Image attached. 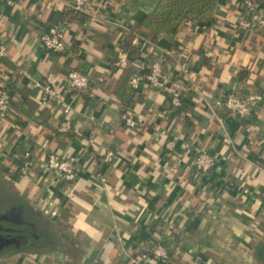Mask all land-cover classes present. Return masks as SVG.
I'll list each match as a JSON object with an SVG mask.
<instances>
[{
	"label": "crops",
	"instance_id": "1",
	"mask_svg": "<svg viewBox=\"0 0 264 264\" xmlns=\"http://www.w3.org/2000/svg\"><path fill=\"white\" fill-rule=\"evenodd\" d=\"M65 1L0 0V93L11 100L0 118V228L15 241L0 249V264H162L151 255L157 244L171 252L166 264H264V30L238 28L243 0H217L207 23L135 34L127 67L163 58L169 82L143 85L126 106L115 57L158 0H107L78 15ZM51 27L64 35V54L40 46ZM69 70L87 75L86 92L68 89ZM48 77L60 102L41 100L37 84ZM175 91L178 111L168 103ZM229 95L251 102L246 119L225 109ZM64 119L72 129L61 134ZM199 150L215 159L204 175L194 167ZM51 152L76 159L73 181L44 171Z\"/></svg>",
	"mask_w": 264,
	"mask_h": 264
},
{
	"label": "built area",
	"instance_id": "2",
	"mask_svg": "<svg viewBox=\"0 0 264 264\" xmlns=\"http://www.w3.org/2000/svg\"><path fill=\"white\" fill-rule=\"evenodd\" d=\"M67 6L76 15L82 14L88 8H94L96 11L105 10L107 0H66ZM244 12L238 18L237 26L244 31H251L255 29L264 30V14L259 12L251 0H243ZM40 46L48 52L64 54L67 50V45L64 41V37L61 31L57 27L48 28L39 35ZM7 55L6 45L0 41V61ZM130 58L123 52L118 51L115 60V68L122 70L128 66ZM165 60L158 58L152 62V64L146 68L142 65L137 73L129 80V87L133 92H138L143 85H147L154 90H164L165 85L169 82L168 74L165 72L164 66ZM0 75L4 76L1 72ZM65 83L70 91L75 94L86 92L88 89V78L83 72L76 70H69L65 76ZM37 87L42 93L41 100L45 103L47 100L55 99L56 102H60V93L54 80L50 77L46 78L43 82L37 84ZM10 97L6 92L0 93V118H5L10 106ZM168 103L172 110L178 111L182 108L183 101L179 91L172 92L168 97ZM225 109L232 115L243 120L246 119L251 113V102L248 99L240 98L234 95L226 97L224 102ZM63 113L68 114V107H63ZM121 120L126 127L133 128L136 126V120L131 114H121ZM72 125L68 119H64L59 125L57 131L61 134L70 132ZM173 142L167 144V149H173ZM112 152H108L104 158L109 162L114 158ZM30 154L24 153L23 165L20 168L22 174H26L30 166ZM77 161L72 157L62 158L57 153H47L44 160V171L48 173H54L64 181H73L77 177ZM215 165L214 157L210 156L204 151H197L194 159V167L197 173L206 174ZM101 182H104L100 178ZM152 257L162 263L166 264L169 256L164 246L157 244L151 248ZM89 264H100L99 262H92ZM130 264H145V262L137 260L135 258L130 259Z\"/></svg>",
	"mask_w": 264,
	"mask_h": 264
},
{
	"label": "trees",
	"instance_id": "3",
	"mask_svg": "<svg viewBox=\"0 0 264 264\" xmlns=\"http://www.w3.org/2000/svg\"><path fill=\"white\" fill-rule=\"evenodd\" d=\"M216 5L217 0H158L152 12L142 18L132 28L129 36L123 40L120 51L127 56L134 57L135 50L131 46V42L135 34L143 29L154 34H161L169 28L173 27L177 29L190 22L207 23L213 19ZM136 73V69L134 70L131 67L121 70L116 95L121 98L124 106L128 105L133 96V91L129 87V80ZM170 255L171 252H168V256Z\"/></svg>",
	"mask_w": 264,
	"mask_h": 264
},
{
	"label": "water",
	"instance_id": "4",
	"mask_svg": "<svg viewBox=\"0 0 264 264\" xmlns=\"http://www.w3.org/2000/svg\"><path fill=\"white\" fill-rule=\"evenodd\" d=\"M12 221V220H11ZM1 228H0V249H2L5 246H8L9 244H13V239L10 238L9 236H3L1 235ZM12 231H10L9 233H11Z\"/></svg>",
	"mask_w": 264,
	"mask_h": 264
},
{
	"label": "flooded vegetation",
	"instance_id": "5",
	"mask_svg": "<svg viewBox=\"0 0 264 264\" xmlns=\"http://www.w3.org/2000/svg\"><path fill=\"white\" fill-rule=\"evenodd\" d=\"M11 219V218H10ZM17 222V221H16ZM20 221L18 220V223H19ZM16 231L18 232V231H20V229H16ZM20 236V235H19ZM19 238V237H18ZM20 239V238H19ZM14 243H15V241H13ZM17 243V242H16Z\"/></svg>",
	"mask_w": 264,
	"mask_h": 264
}]
</instances>
